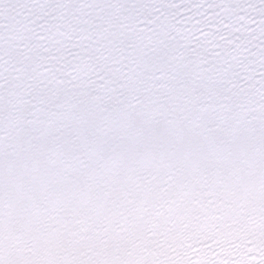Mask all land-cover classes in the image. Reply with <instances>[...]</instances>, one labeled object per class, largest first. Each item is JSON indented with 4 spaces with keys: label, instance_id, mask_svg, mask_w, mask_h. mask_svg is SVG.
Listing matches in <instances>:
<instances>
[{
    "label": "snow or ice",
    "instance_id": "obj_1",
    "mask_svg": "<svg viewBox=\"0 0 264 264\" xmlns=\"http://www.w3.org/2000/svg\"><path fill=\"white\" fill-rule=\"evenodd\" d=\"M0 264H264V0H0Z\"/></svg>",
    "mask_w": 264,
    "mask_h": 264
}]
</instances>
